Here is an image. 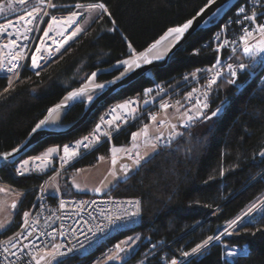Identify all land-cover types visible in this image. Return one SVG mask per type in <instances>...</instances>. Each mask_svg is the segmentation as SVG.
I'll return each mask as SVG.
<instances>
[{"label": "trees", "instance_id": "16d2710c", "mask_svg": "<svg viewBox=\"0 0 264 264\" xmlns=\"http://www.w3.org/2000/svg\"><path fill=\"white\" fill-rule=\"evenodd\" d=\"M5 1L0 0V22L4 20L1 9ZM87 1L101 2L106 10L64 51L39 70L31 69L27 63L13 83L8 74L0 73V152L18 145L53 104L84 81V75L142 49L168 27L193 16L209 0H53L51 11L68 12L76 3ZM17 3L22 2L17 0ZM236 7L219 24L229 13L234 14ZM216 27L218 23L198 30L166 66L142 75L106 100L82 126L49 136L27 155L39 154L51 145L66 143L88 131L103 108L124 97L143 92L156 81L169 80L186 70L211 63L214 55L211 49L202 48L200 52L195 49ZM115 73L104 74L100 79ZM262 78L264 70L253 77L247 76L241 90L233 80L224 79L214 90L211 108L204 117L184 129V134L173 143L159 147L112 186L117 195L141 199L140 224L120 231L90 254L70 256L57 264H72L77 259L82 264H91L99 251L134 232L141 234L139 244L123 264H171L173 259L179 262L186 258L183 253L190 254L208 237L214 238L226 230L263 197L264 84L259 85ZM222 106L218 114L211 115ZM83 109V102L75 104L67 110L63 122L75 120ZM139 127L130 125L114 141H130ZM106 147L88 153L69 170L93 164ZM15 166L16 163L6 164L0 168V181L26 189L28 194L13 224L0 234V239L20 228L24 213L35 202V186L50 175L49 172L20 175ZM246 247L247 253L227 254L231 248L241 251ZM181 264H264V202L238 226Z\"/></svg>", "mask_w": 264, "mask_h": 264}, {"label": "built area", "instance_id": "2783aa9c", "mask_svg": "<svg viewBox=\"0 0 264 264\" xmlns=\"http://www.w3.org/2000/svg\"><path fill=\"white\" fill-rule=\"evenodd\" d=\"M241 8L244 12L239 11ZM241 8H237L234 17H227V24H219L218 19V32H213L195 49V52L211 49L214 54L211 63L169 80L156 81L143 92L122 98L100 113L88 131L66 143L51 145L56 146V153L46 168L27 165L23 159L16 163V172L42 174L57 168L56 163L62 170L104 144H109L116 164L119 162L121 169L131 171L133 162L141 158L140 147L129 141L116 143L114 138L132 124L154 125L157 146L173 143L178 132L208 113L213 92L224 79L233 80L241 90L246 77L262 67L264 51L259 48L264 46V34L259 28L264 25V0H244ZM245 47L253 51L245 53ZM241 64L245 65L243 69L239 67ZM233 71L237 76H232ZM214 77L216 82L210 84ZM81 142L88 147H82ZM65 146H68L67 154ZM51 183L55 189H50ZM35 189V202L21 227L0 239V264H57L70 256H85L99 249L101 236L132 221H142V203L136 196L117 195L113 190L102 194H66L53 176ZM72 264H82V260H74Z\"/></svg>", "mask_w": 264, "mask_h": 264}, {"label": "rangeland", "instance_id": "374dc122", "mask_svg": "<svg viewBox=\"0 0 264 264\" xmlns=\"http://www.w3.org/2000/svg\"><path fill=\"white\" fill-rule=\"evenodd\" d=\"M101 4L103 3L95 1L79 2L76 3L73 9L68 12L53 13L51 11V9L54 7L53 0H23L21 4H18L17 0H6L2 4L1 9L2 18H4V20L0 23L7 20H11L12 18H16L18 16L23 15L24 13H29L32 11L39 10V15L35 24V28L31 33L30 39L24 45L23 58L20 59L17 67L13 71L6 69L1 60L2 53L4 50L3 42L9 40L10 36L4 34L1 31L0 27V73L8 74L11 78V82L13 83L17 80L21 70L27 63L29 67L33 70H39L40 68L45 66L44 62L47 59L42 62V66L35 68L33 66L32 60L33 56L40 49L41 44H44L46 42L45 31H47L48 25L51 20L59 15L66 16L58 19L60 22L58 27V33L62 38L54 45L55 56L51 58L54 59L57 54L59 55L61 51H64V49H66L72 42H74L78 38V36H80L85 31V29L89 27L92 22L101 13H103V11L106 10L104 4L103 9L99 7V5ZM77 5H79V7H77ZM73 13H79V15L73 19L72 23H69V18L73 16ZM73 33L78 34L73 37ZM51 50L53 49L51 48ZM84 76V80H86L89 75ZM103 110L104 108L101 110V112ZM134 133L136 134V136L133 137L132 134V138L129 142L137 144L140 147L141 158L139 160V164H137V162H133V169L131 171L126 172L125 169H121L120 163L118 162L116 164L117 159L113 158L110 154L109 144H104L107 145L106 149L98 155L97 160L93 164L69 170V168L73 165L72 164L60 170L59 167L61 165L56 163L57 165L55 164V166L57 168L45 171L42 174L49 172L50 175L47 177V179L50 176H53L54 180L59 185L63 193L78 191L102 194L108 190H112L113 185H115L120 179L126 177L131 172H133L143 161H145L146 158L155 153L160 147L155 144L156 127L154 125L141 126L136 131H134ZM183 134L184 130L178 132V136ZM51 148L56 149V146L47 147L41 153L46 152L50 153L51 155L55 154L56 151H49ZM41 153H39L38 155H40ZM30 157L35 156H27L22 159ZM22 159H20V161ZM50 189H55L54 183L50 184ZM27 191L28 190L19 188L9 182L0 181V234L7 230L13 224L15 214L19 210H21L22 200L24 196L28 194ZM263 202L264 196L259 198L256 202H254L249 208H247L236 218L238 219V223L243 219H247L248 215L258 209ZM249 209H252V211L250 212ZM29 211L30 209L27 210L25 213L28 214ZM25 213L24 218L26 216ZM232 228L233 227H228L226 230L224 229L222 232L216 235L213 240L219 239L222 235L226 234ZM140 237L141 234L139 232H134L123 237L114 244L109 245L103 250L99 251L95 260L91 264H123L124 261L130 257L131 253L137 248L140 241ZM117 245L120 246V249H122V251L117 249ZM235 252H237V250L231 248L227 251V254L233 255L235 254ZM190 254H192V252ZM179 262H177V264Z\"/></svg>", "mask_w": 264, "mask_h": 264}, {"label": "water", "instance_id": "95a60500", "mask_svg": "<svg viewBox=\"0 0 264 264\" xmlns=\"http://www.w3.org/2000/svg\"><path fill=\"white\" fill-rule=\"evenodd\" d=\"M239 1L240 0H212V3H209L208 1L193 16L180 24L168 27L161 35L152 40L142 49L115 61L111 65L101 66L92 71L86 80H84L80 85L71 88L62 96V98L58 102L50 107L44 114V116L35 124L28 135L18 145L11 149L0 152V168L5 166L6 164L17 163L20 159L27 157V154L35 145L45 140L49 136L68 133L82 126L90 119L93 113L112 95L116 94L152 69L166 66L170 62L175 52L190 36H192L202 28L214 26L217 23L218 19L224 16ZM206 5L207 7H205ZM201 9H204V12L198 16L197 14L201 12ZM189 20H192L193 23L189 25V27L185 29L182 34L176 32H172L169 34V29L182 28L183 25ZM174 37L175 39L168 46V49L164 54H154L158 47ZM145 56L147 57V60L151 61V63H145ZM157 56L159 57V59H155V57ZM124 61H128L129 63H131V68H129L128 64H123ZM133 61H135V63H132ZM47 63H45V65ZM137 63L140 65V67L135 66ZM114 72L116 73L110 78L103 80L100 79L102 75ZM124 72H126V74L124 76H121V73ZM93 73H96L94 77L92 76ZM98 85H104V87H97ZM81 90H83L82 95L77 96L74 99H68L70 93L81 92ZM89 96L93 97L92 101H89ZM81 102L84 103V109L82 113L75 120L64 123L63 118L67 110L75 104ZM61 105H63V107H58ZM222 108L223 106L219 108V111H217V109L215 113L218 114L222 110ZM57 113L58 115L60 114L59 126H52L51 120ZM40 121H46L45 126L42 129L33 132V129L36 128V125L40 123ZM14 149H16V151H13ZM5 154L10 155H7L5 157ZM234 221H238V219ZM234 226L235 225H233V227ZM213 241L215 240L212 239L207 245H209ZM207 245H203L198 250V252L205 248ZM247 251L248 247H246V250L235 252V254L247 253ZM196 253L189 254L178 264L183 263L185 260L195 255Z\"/></svg>", "mask_w": 264, "mask_h": 264}, {"label": "bare ground", "instance_id": "6f19581e", "mask_svg": "<svg viewBox=\"0 0 264 264\" xmlns=\"http://www.w3.org/2000/svg\"><path fill=\"white\" fill-rule=\"evenodd\" d=\"M236 5L237 7L233 10V12L235 13L234 14L229 13V15L226 16V18L223 21H220L221 22L220 24H227V17H234V15H237V8L243 7L244 0L240 3L238 2ZM233 8H231L228 12H230ZM38 15H39V10L32 11L29 13H24L21 16L12 18L11 20H7L1 23L0 25L1 31L4 34L10 36L9 40L3 42L4 50L2 53V57H1L3 65L6 69L13 71L17 67L20 59L23 58L24 45L30 39L31 33L35 28ZM61 17H66V16L59 15V16L54 17L51 20V22L48 25L47 31H45L46 32L45 34L46 42L44 44H41L40 49L36 52V54L34 53L35 55L33 57L36 58L38 67L43 65L42 62L44 60L47 59L44 62V63H47L48 61L51 60L53 56H55L54 45L62 38L60 37L58 33V29H59L58 27L60 23L58 19ZM222 17L220 19H222ZM214 32H218V27H216ZM174 39L175 37L170 39L166 43L162 44L160 47H158L154 54H164L167 51L168 46L173 42ZM51 48L53 50H51ZM13 65H16V67H13ZM260 70H264V57L262 58V67H258L254 71V73H251V75H249L248 77L255 76V74L258 73ZM243 85L244 84H242L241 86ZM115 103L117 102H114L112 104H115ZM112 104H110L108 107L112 106ZM107 108L102 113H105V111H107ZM59 116L60 114L58 115L57 113L52 118L51 120L52 126H59V123H60ZM51 149H54V148H51ZM51 156L52 155L50 153L43 152L38 156L26 158L24 160L27 163V165L33 164L43 169V168H46L50 164ZM140 222L141 221H132V224L125 225V227H117V230H112L111 233H107L101 236L100 245H102L107 240H109L110 237L118 234L120 231L133 228L137 226L138 224H140Z\"/></svg>", "mask_w": 264, "mask_h": 264}, {"label": "snow or ice", "instance_id": "6c2138e0", "mask_svg": "<svg viewBox=\"0 0 264 264\" xmlns=\"http://www.w3.org/2000/svg\"><path fill=\"white\" fill-rule=\"evenodd\" d=\"M21 2H23V0H21ZM209 3H212V0H209ZM77 7H79V5H77ZM99 7H100L101 9H103L104 6H103V4H101V5H99ZM205 7H207V5H206ZM239 11H240V12H244V9L241 8V9H239ZM203 12H204V9H201V12L198 13L197 15L199 16V15H200L201 13H203ZM78 15H79V13H73V16L69 18V21H68V22H69V23H72L73 19H74L76 16H78ZM192 23H193V21H192V20H189L187 23H185V24L183 25L182 28L169 29V34L172 33V32H176V33H180V34H182V33L184 32V30L187 29V28L189 27V25H191ZM259 30H260V32H261L262 34H264V25H261L260 28H259ZM77 34H78V33H73V37H75ZM157 43H159V42H157ZM221 47H223V45H221ZM244 51H245V53H250L251 51H253V49H251V48H249V47H245V48H244ZM259 51H264V46H261V47L259 48ZM155 59H159V57L157 56V57H155ZM144 60H145V63H151V61L147 60V57H146V56L144 57ZM32 63H33V66H34V67H38L37 60H36L35 57H33ZM132 63H135V61H133ZM123 64H128L129 68H131V66H132V64L129 63L128 61H124ZM135 66H136V67H140V65H139L138 63H137ZM13 67H16V65H13ZM229 67H231V66H229ZM239 67H240L241 69H243V68L245 67V65L241 64ZM126 71H127V69H126ZM125 74H126V72L121 73V76H124ZM95 75H96V73H93V74H92L93 77H94ZM216 76H217V77L220 76V73L217 72V73H216ZM232 76H234V77L237 76V73H236L235 71H233V72H232ZM215 82H216V79H215V77H214V78L210 81V84L215 83ZM97 87H101V88H102V87H104V85H98ZM82 91H83V90H81V92H73V93H70L68 99H74L75 97L82 95ZM88 99H89V101H92V100H93V97L89 96ZM58 107H63V105L58 106ZM205 107H206V105H205ZM49 111H51V110H49ZM217 111H219V109H218ZM212 115H216V113L214 112ZM153 119H155V118H153ZM190 119H191V118H190ZM45 124H46V121H40V123H38V124L36 125V128L33 129V132H36V131L42 129V128L45 126ZM99 127H100V125H97V129H99ZM135 136H136V134L133 133V137H135ZM87 139H88V138L86 137V138H85V141H86ZM81 146H82V147H85V148L88 147L87 143H84V142H81ZM13 151H16V149H14ZM49 151H50V152H55L56 149H50ZM64 151H65L66 154L68 153V146H65ZM7 155H10V154H5V157H6ZM72 155L74 156V155H76V153H73ZM139 162H140V161L137 160V164H139ZM18 171H19V170H18ZM21 174H23V173H21ZM254 207H255V206H254ZM249 211L251 212L252 209H249ZM25 215H27V213H25ZM133 215H135V213H133ZM118 219H119V218H118ZM233 225H237V226H238V221H233L232 223L229 224V227L231 228V227H233ZM212 239H213V237H208L207 240L203 241V245H207ZM116 247H117L118 250H121V251H122V249H120V246H119V245H117ZM201 247H202V245L198 244L195 248L192 249V253H196V252H198V250H199ZM183 255H184L185 257H187V256L189 255V253L185 252V253H183ZM171 264H177V261H176L175 259H173V260L171 261Z\"/></svg>", "mask_w": 264, "mask_h": 264}]
</instances>
